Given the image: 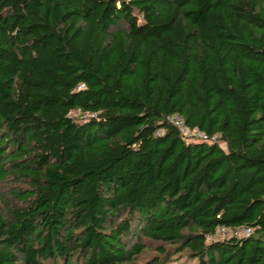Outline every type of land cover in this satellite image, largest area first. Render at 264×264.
<instances>
[{"label":"trees","instance_id":"obj_1","mask_svg":"<svg viewBox=\"0 0 264 264\" xmlns=\"http://www.w3.org/2000/svg\"><path fill=\"white\" fill-rule=\"evenodd\" d=\"M7 181L0 264H264V0H0Z\"/></svg>","mask_w":264,"mask_h":264},{"label":"built area","instance_id":"obj_2","mask_svg":"<svg viewBox=\"0 0 264 264\" xmlns=\"http://www.w3.org/2000/svg\"><path fill=\"white\" fill-rule=\"evenodd\" d=\"M167 119L180 130V132L185 138L189 140H215L217 137L214 136L212 137V139H210L209 135L205 131L197 127L188 126L184 120V117L180 113L171 114L167 117ZM230 231H234L232 235L244 236L250 234L252 232V228L249 226L232 227V226L220 225L217 228L215 235L208 236V240L210 241L213 239H217L222 235L229 234Z\"/></svg>","mask_w":264,"mask_h":264},{"label":"rangeland","instance_id":"obj_3","mask_svg":"<svg viewBox=\"0 0 264 264\" xmlns=\"http://www.w3.org/2000/svg\"><path fill=\"white\" fill-rule=\"evenodd\" d=\"M75 116L80 117L82 116L79 112H75L74 113ZM10 182H0V195L4 196V195H10V186L11 184H9ZM11 199V198H9ZM1 205V202H0ZM234 233V231H230L229 234L226 235H222V236H230ZM149 245H153L154 243H152L151 241H148ZM156 245V244H154ZM156 254V250L153 248L147 249L146 252L143 254L142 259L148 258L151 255ZM183 263H188V264H198V259H195L193 261H189V257L187 255V252H181L180 254H177L176 256H174L172 258V260L170 261L169 264H183Z\"/></svg>","mask_w":264,"mask_h":264}]
</instances>
